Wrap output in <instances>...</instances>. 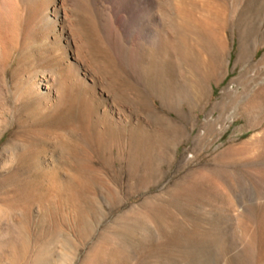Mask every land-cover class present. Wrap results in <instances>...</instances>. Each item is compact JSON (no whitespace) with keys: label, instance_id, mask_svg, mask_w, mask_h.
I'll list each match as a JSON object with an SVG mask.
<instances>
[{"label":"rangeland","instance_id":"1","mask_svg":"<svg viewBox=\"0 0 264 264\" xmlns=\"http://www.w3.org/2000/svg\"><path fill=\"white\" fill-rule=\"evenodd\" d=\"M10 1L0 6V264H264V0H38L58 7L67 44L34 24L31 0ZM190 3L204 24L216 12L213 50L188 38L196 68L170 53ZM151 59L172 65L164 108L144 85ZM73 64L150 135L134 168L63 158L59 138L84 146L53 107ZM41 76L56 81L48 98L33 88ZM137 93L161 119L137 108Z\"/></svg>","mask_w":264,"mask_h":264},{"label":"bare ground","instance_id":"2","mask_svg":"<svg viewBox=\"0 0 264 264\" xmlns=\"http://www.w3.org/2000/svg\"><path fill=\"white\" fill-rule=\"evenodd\" d=\"M7 1L8 0H0V6L3 7L4 5H6L4 3H7ZM43 1H45V0H43ZM208 1L210 4H211V2H214V1L227 2V0H208ZM19 2H21V1H19ZM31 2H32L31 14H32L33 20L35 22L34 24L39 26V27H44L45 25L50 24L52 35L54 34L53 36L55 38L57 36L58 41L61 40L65 44H67L69 39L66 36V34H65L66 31L64 30V28L62 26L60 16H59V9H58V7H56V4H54V3L42 4V2L40 3V2H38V0H31ZM45 3H47V2H45ZM8 4H10V3H8ZM208 4H207V6H208ZM194 6H196V5H194ZM194 6H193V3H190L188 6L186 5L185 7H181V9L179 8V11H181L180 13H182L181 17L182 16L183 17H182V20L180 19V21H181L180 24H178V23L175 24V26L178 25L176 28H174V30L177 31V41L175 43H173V46L171 47V52H170V53H173V55H175V58L178 60V62L184 63L191 68H193V67L196 68V66H195V64L191 58L192 46H191L190 42L188 41V38L190 40V38L192 36H194L196 38V42H198V44H199L198 45L199 48L202 47L205 50H213L214 41L212 39L211 32L213 30L212 23H213V20H215L214 18L216 17V12L214 11V9L212 11H210L211 10L210 9L211 7H210L206 11L208 16L205 15L209 21H208V23L204 24L203 23L204 19L202 21H199V18H197L196 16L193 15V12L195 11L194 9H196ZM3 8L5 9V6ZM9 8H10V6H9ZM229 9H231V8H229ZM199 10H201V9H199ZM228 13H230V11H228ZM200 20H201V18H200ZM56 27L58 28V30L56 29ZM173 27H174V25H173ZM203 52H204V50H203ZM216 52L217 51H215V53ZM71 59H74V58H71ZM168 61H169V59H168ZM211 61H212V59H211ZM171 66L172 65H170V62L156 61L154 59H151L148 62L145 69L142 71V75H143V79H144V85H145L147 92L149 94L153 95L159 101L161 108H164V106H166L168 103L172 102L174 99V88H173L174 83L172 84L173 81L171 82V80H172L171 74L173 73V72L171 73V71H170ZM64 72L72 73L73 79H72V82L71 81L69 82V81L61 78L62 79L61 83H60L61 92L59 94L56 93L54 95L55 96V103H54L53 107L55 110L60 109L61 107L63 108L62 113L59 115L60 116L59 125L64 126V127L69 126L72 131L73 130H79L78 132H81V135H82V138L84 141V146L83 145L82 146L76 145L75 143L72 144L73 141L72 142L70 141L71 142V144H70L67 142L66 139H65L66 140L65 141V140H62L61 138H59L60 141L58 143V149L61 152L63 158L65 160L74 159L75 161H78L82 157H88L89 154H92V155L98 157L99 159L100 158L105 159L109 155L108 159L104 160V162L107 161L105 164L110 162V160L117 159L118 161H126L127 163H129L128 165H131V167H133L132 164L134 163V161L139 160L138 158L142 156L141 153L143 152V150L146 149V147L144 148V144L146 143L145 142L146 140L147 141L150 140V135L144 133L139 125L128 126V124H127L128 119L126 118V115H125L124 111L121 109V106L119 104L113 105L109 100H107L106 97H103L101 95L96 96L94 94V89H95L94 86L96 84V81L91 79V77H90V76H92L91 72H89L87 70H85L83 73L79 72L78 66L76 64L69 65V66H66L65 68L60 69V74H64ZM38 75H40V74H38ZM208 79H209L208 76L199 75L197 80H196V82L199 86L198 89H200V90L204 89V85H205V83H207ZM55 82L56 81L54 80V78L52 76H43L42 79L40 80V82L33 83V88H35V87L37 88L39 86V87L45 89L46 90V92H45L46 97L48 98L51 95L50 86L52 84H54ZM114 85H113V87H114ZM123 88H121V87L117 88L116 87V89H114L112 91V95H113L112 101H114L116 103L115 98L120 100L118 102H122V100H125L124 99L125 91ZM111 89H113V88H111ZM34 93H36V92H34ZM38 95L39 94L36 93V96H38ZM203 95H204V93H203ZM190 97L192 98L193 96H190ZM179 99H181V98H179ZM133 101H135V104H136L138 109L145 111L148 114L153 115L157 119H161V116L158 115V113L155 111V109L149 104L148 100L142 94L137 93L136 97L134 98ZM127 103H128V101H127ZM195 103H196V105H198L197 103H199V102L195 101ZM46 114H47V112H46ZM47 119H48V117H47ZM0 123H1V121H0ZM41 123H42V121H41ZM169 125H170L169 127H170L171 131L177 132L176 126H172L171 124H169ZM68 134H69V132H68ZM72 134H73V132H72ZM74 135H76V132L72 136H74ZM29 136L33 137L32 134ZM69 136H70V134H69ZM78 136H79V133H78ZM78 136H77V139L81 138V137L78 138ZM30 139H31V137H30ZM71 139H73V138H71ZM140 161L142 162V159ZM136 162L138 163V161H136ZM128 169H129V167H128ZM49 176H50V174H49ZM102 184L103 183H101L100 185H102ZM87 185H89V184H87ZM90 187H88V188H90ZM92 190H93V188H92ZM73 193H74V191H73ZM190 232L191 231L184 232V234H186V233L190 234ZM194 233L197 234L199 232L196 231ZM194 233H192V234H194ZM184 234H182L181 238H183L185 236ZM180 236L181 235H179L178 237L180 238ZM199 239H200V237H199ZM177 240L175 239V241H177ZM180 246H183V244Z\"/></svg>","mask_w":264,"mask_h":264}]
</instances>
